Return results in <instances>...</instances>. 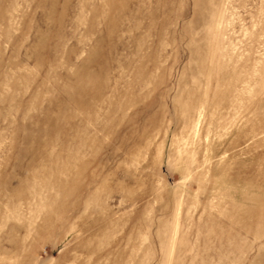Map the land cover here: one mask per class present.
Here are the masks:
<instances>
[{"label": "rangeland", "instance_id": "obj_1", "mask_svg": "<svg viewBox=\"0 0 264 264\" xmlns=\"http://www.w3.org/2000/svg\"><path fill=\"white\" fill-rule=\"evenodd\" d=\"M0 264H264V0H0Z\"/></svg>", "mask_w": 264, "mask_h": 264}]
</instances>
